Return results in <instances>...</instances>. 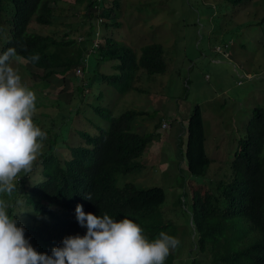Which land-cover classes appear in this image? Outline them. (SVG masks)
I'll return each mask as SVG.
<instances>
[{
	"label": "rangeland",
	"instance_id": "rangeland-1",
	"mask_svg": "<svg viewBox=\"0 0 264 264\" xmlns=\"http://www.w3.org/2000/svg\"><path fill=\"white\" fill-rule=\"evenodd\" d=\"M114 1L117 3V18L105 20L107 25L101 28L103 34L120 46L131 48L138 57L142 47L161 45L165 73L148 76L139 71L134 83L137 91L121 96L114 86L101 80L102 75L118 74L112 68L117 60L99 62L97 53L90 54L83 79L86 85L89 84V89L84 95L76 92L78 95L74 96L72 105L65 106L63 102L56 101L60 87L45 86L40 80L27 76L26 72H18L22 84L36 95L33 123L36 119L40 121L35 125L47 134V138L42 141L43 147L33 165L35 174L21 172L17 187L21 186L23 190L42 180L41 176L38 182H34L42 154L48 150L45 141L53 140L55 134L60 136L54 154L62 160L69 155L67 147L85 146L78 134L80 131L93 136L98 128L108 127L93 111L95 107L112 111L115 118L129 110L145 112V115L135 117L132 123L134 133L153 136L139 159L143 167L118 177L117 185L122 186L126 181L139 189L159 187L163 190L165 200L159 212L164 224L169 226L166 233L180 241L179 246L170 251L177 258L175 264H179L186 256L189 257L191 250H195L197 240L190 219L192 189H213L220 182L230 181L231 162L240 135L253 109H264V47L261 36L264 26L260 25L264 19V0H251L247 5H239L233 0H104L106 6ZM86 2L59 3V7L67 10L57 12V20L52 25L40 26L32 22L28 33L58 39H64L68 33L69 39L79 42ZM12 10L11 3L3 5L1 22L10 20ZM113 22L120 26H111ZM8 30V23L0 27V46L6 41ZM218 47L221 52L216 50ZM53 81L61 83L60 77ZM58 99L67 101L68 95H59ZM75 104L77 106L72 109ZM195 106L201 110L205 154L210 160L202 176L188 173L185 160L177 150L179 127L171 123L172 115L183 120ZM42 113L56 115L59 119L57 124L48 117L44 118ZM162 123L172 125V128L161 129ZM50 129L52 135L49 134ZM167 135L170 141L166 139L163 145L162 137ZM5 195L10 196L0 193V199H7ZM18 200L12 199L15 206L12 214L10 211L8 214L18 222L17 226H24L30 222L31 214ZM197 259L208 264L210 258L199 254Z\"/></svg>",
	"mask_w": 264,
	"mask_h": 264
},
{
	"label": "trees",
	"instance_id": "trees-1",
	"mask_svg": "<svg viewBox=\"0 0 264 264\" xmlns=\"http://www.w3.org/2000/svg\"><path fill=\"white\" fill-rule=\"evenodd\" d=\"M250 1L233 0L239 5H247ZM7 2L12 4L13 14L10 20L1 22L3 5ZM61 2L69 0H0V27L7 26V23L9 27L7 39L0 46V55L9 48H15L17 55L11 58V65L45 86L60 87L56 101L67 106L72 105L74 96L84 95L89 89V84L84 81L87 69L84 59L94 37L93 0H87L83 7L79 42L69 39L68 33L64 39L28 33L32 22L40 26L52 25L57 20V12H61ZM105 4L103 0L101 16L105 20L117 18V3ZM260 25L264 26V19ZM111 26L119 27L120 24L113 22ZM104 35L101 36L97 60H117L112 68L118 74L102 75L101 80L114 86L119 95L137 91L134 83L139 71L148 76L165 73L161 45L142 47L138 57L131 48L120 46ZM261 36L264 47V27ZM37 54L39 60L30 62L28 58ZM77 68L81 69L82 76H75ZM57 77L61 79L60 84L53 81ZM65 93L67 101L58 99ZM56 108L59 109L58 106ZM93 111L108 124L106 129L98 128L93 136L80 131L78 134L85 143L82 147H67L64 142L63 147H67L69 155L62 160L54 154L60 136L55 134L53 140L45 141L48 150L42 154L34 182L41 176L42 180L23 190L21 186L17 187L13 196L5 195L11 214L15 206L13 198H19L18 203L23 202L30 210V222L22 227L25 239L38 253L51 255L53 248L63 246L64 238L85 235L86 228L76 221L77 204L82 205L86 214L103 216L107 213L117 221L123 218L132 220L150 241L158 238L159 233L168 231L169 226L164 224L159 212L165 200L161 188L139 189L126 181L122 186L117 185L118 177L143 167L139 159L153 136L134 133L132 123L135 117L145 113L129 110L115 118L112 111L100 107ZM102 111L104 113L100 115ZM41 115L55 125L59 120L56 115ZM50 133L52 135V129ZM184 133L186 140L178 144V153L184 158L189 174L202 176L210 160L205 154L204 125L198 106L190 113ZM231 172L228 183L220 182L213 189H192L190 219L197 240L195 250H191L189 257L186 256L179 264H202L197 259L199 254L210 258L208 264H264V109H253L237 142ZM89 194L92 199H85ZM176 259L170 253L165 264H175Z\"/></svg>",
	"mask_w": 264,
	"mask_h": 264
},
{
	"label": "clouds",
	"instance_id": "clouds-1",
	"mask_svg": "<svg viewBox=\"0 0 264 264\" xmlns=\"http://www.w3.org/2000/svg\"><path fill=\"white\" fill-rule=\"evenodd\" d=\"M17 55L9 48L0 55V193L17 190L21 172L33 170L47 134L33 123L36 95L22 84L18 70L11 63ZM35 63L39 55L28 58ZM91 200V195H85ZM9 203L0 199V264H165L170 251L180 241L165 232L149 240L132 220L112 219L85 213L75 208L76 221L86 228L85 235L70 236L55 247L51 255L38 253L24 236V228L8 214Z\"/></svg>",
	"mask_w": 264,
	"mask_h": 264
},
{
	"label": "built area",
	"instance_id": "built-area-1",
	"mask_svg": "<svg viewBox=\"0 0 264 264\" xmlns=\"http://www.w3.org/2000/svg\"><path fill=\"white\" fill-rule=\"evenodd\" d=\"M102 5H103V0H93V12L95 15V22H94L95 30H94L93 40L90 43V47H89L87 54L85 56V59H84V65L85 66H87V60L89 58V55L97 53V51L100 47L101 36L103 35L101 28L103 27V25L105 23V19L101 16ZM78 40L80 41L81 38H79ZM216 50L221 52V49L219 47ZM75 76H82V72H81L80 68H77L75 70ZM162 127L163 128L167 127V124L163 123Z\"/></svg>",
	"mask_w": 264,
	"mask_h": 264
},
{
	"label": "crops",
	"instance_id": "crops-1",
	"mask_svg": "<svg viewBox=\"0 0 264 264\" xmlns=\"http://www.w3.org/2000/svg\"><path fill=\"white\" fill-rule=\"evenodd\" d=\"M76 0H69V2H67V3H70V2H75ZM78 1V0H77ZM66 9V8H65ZM65 9H62V7H61V13L65 10ZM67 10V9H66ZM65 10V11H66ZM83 14H84V12H83ZM84 20V17H83V19L81 20V22ZM145 113V112H144ZM188 117H189V115L185 118V119H183V120H179L178 118H177V115L175 116V115H172V118H171V123H172V125L174 126V127H179V132H178V136H177V139H176V141L178 142L177 143V146H178V144H180V143H182V140H186V135H185V133H184V131H185V129H186V126H187V120H188ZM163 124V123H162ZM172 125L171 126H168L167 125V127H165V128H163L162 126H161V129H165V130H168L169 128L171 129L172 128ZM203 125H204V122H203ZM204 133H205V131H204ZM166 139H168L169 141H170V139L168 138V135L167 136H164V137H162V142H163V145H165L166 144ZM173 141H174V139H173ZM185 143V142H184Z\"/></svg>",
	"mask_w": 264,
	"mask_h": 264
}]
</instances>
